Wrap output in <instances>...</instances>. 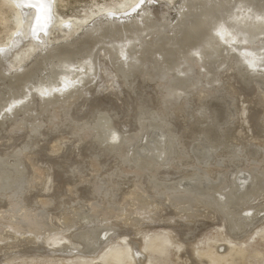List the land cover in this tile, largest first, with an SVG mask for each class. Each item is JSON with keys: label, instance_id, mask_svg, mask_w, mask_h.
I'll use <instances>...</instances> for the list:
<instances>
[{"label": "bare ground", "instance_id": "6f19581e", "mask_svg": "<svg viewBox=\"0 0 264 264\" xmlns=\"http://www.w3.org/2000/svg\"><path fill=\"white\" fill-rule=\"evenodd\" d=\"M10 1L14 4V6L18 11L19 24L17 29L12 34V38L9 40V42L6 45H4L5 48L3 49L0 47L1 48L0 64L1 61L4 60L3 56L5 52L3 53V50L9 49L10 50L8 53L9 55L11 54V52L13 53L15 49H20V46L18 47L15 46L17 45V43L24 41L27 35H28V39L32 44L35 43L39 45L41 43L45 45L46 44L45 38L46 37L48 38L47 29L49 28L50 24L58 25L61 29V32H69L72 26L74 25V22L71 20L68 21L61 18L58 19V17L57 19L55 18L56 20L55 19L53 20V16H56L53 8L54 0H10ZM142 3L149 4L150 2L149 0H139V2L136 3L132 8V12L127 14L122 19L116 18L117 16L108 14L107 11H103L100 13L99 16H95L93 17L92 20H89L88 23L82 21V28L80 32L74 33L73 36H71L70 38L62 39L60 41H56L55 43H48L44 47H42V49L32 54L31 55L32 59L29 64H26L25 66L20 67L19 69H17L16 67H14L13 64H11L10 69L4 71L0 70V114L2 112H7L9 118L15 120L20 116V114H23L24 117L28 114L30 115L31 113L30 117L32 119V122L29 125V127L33 132L38 127L36 124V120L38 119L36 117L44 116L43 120L49 126L56 124L55 123L56 121L63 124V122L66 121V119L65 120H63L64 118L60 119V115L64 113L65 109L69 110L75 108V106L73 105L74 103L73 101L76 99L79 93H82L81 88L79 87L77 93V89H75V84H77L78 80L83 79L85 77V75L92 68L95 58L101 52L102 56L105 57L107 61V65L109 66V70H110V72L108 73L105 67H100L103 76L105 75V78L108 79L105 81L107 87L109 88L112 87L114 89L115 88L114 85H116L115 81L117 82L119 80H121V83L124 84L128 80L129 69H131V66H136L137 68L139 67L141 68V70H139L138 73L140 79H142L143 81L145 79L148 80L151 79L152 82H155L156 84L160 83L158 86L161 89L160 95L162 96L163 103L162 102L160 103L162 104V106L149 108L145 111V108H143V104L140 105L141 99H139V104H138V108H139L138 110L140 112L139 115L143 114V117L138 119L139 125H137L139 126L137 128H140L139 129L140 133L137 132L130 138H121L119 133L116 131V125L113 123V119L110 117V115L105 113L104 111L99 112V110L96 113H93V115L91 114L93 117L91 116L92 119L90 118L91 119L90 123L87 121L81 123H75L73 120H70L69 122L72 123H70L69 125L73 130L72 132L73 134H71V136L77 135L78 137V135H80L79 138L81 139L92 138L95 141L94 143H97L99 147L106 148L107 146L109 149L112 150L110 152L114 151L119 155L121 159L125 158L123 160L126 161V163L124 162L123 164L125 165V167L127 166V172L133 174L136 177H144V176L155 177L154 175L156 174L154 172L157 173L160 170V167L167 161V159L171 158L169 156L170 154H172L171 152H175L174 151L175 148L177 149V147L178 148L180 147L182 148V151H184L183 149L189 148L190 141L184 139L185 133L183 131H179V132L177 130L173 131L170 122L173 119L177 120L179 118L178 113H180V111L185 108L186 99L191 100V104H192L191 112L192 114L195 115V118H198V115L201 111L200 109H202L200 108V105L202 103L207 102V100L211 99L212 97H215V93H216L214 91V88L213 89L207 88L206 85L204 84V81L207 78L208 79H211L213 77H217V79L221 78L222 72H224L225 70L228 71L230 70L232 75L238 78L239 82L243 86L248 88L247 90H249L250 94H252L251 98L244 99V101L249 105H257L260 107V110L258 111V115H257L258 116L257 121L260 122V124L258 123L260 125L259 127L263 128L264 127V89L262 90L261 88L262 87L261 82L264 84V0H180L178 6L176 7L177 11L175 13L176 16H174V18L165 17V13H161L157 15L155 14L154 11H152L149 8L148 9L141 8ZM32 48L33 47H30L29 50H31ZM223 82H225L226 85H224L225 88L223 90L222 97L228 95H231L233 97L234 109L232 110V113L229 109L231 107L224 108L223 106H219L216 107L215 111L211 110L209 112H206L207 115L200 114L201 116L199 117V119H197L198 121H195L200 123L206 121L207 118H211V125H212L211 129H209L204 133L205 134L204 136L207 141L206 143L209 144V147L208 148L205 146L199 147L195 149V151H193L192 153L196 159L197 164L198 165L200 164L205 168L203 172L201 171L203 176L200 177L201 174H199L200 176H198V174H195L196 176L199 177V178L197 177V179L195 180H193L191 176L192 180L183 179L181 181L178 180V182L175 181V183L171 182L172 184L169 182L168 186L170 187L167 186L168 188L167 192L169 191L171 193L179 192V195L176 193L177 196H175L172 193V195L174 196L172 197L170 196L171 204H178L183 206L186 205L187 207L186 206L185 207L187 208L186 210L187 213H190V211H192L191 208L193 206L202 204L204 206H207L208 208L209 206H211L212 208L213 206L214 208L216 207L215 208L216 210L218 208V210H220L227 218H229L230 216L232 217L234 214L235 219L233 220V222H232L233 217L230 218L231 222H228L229 220L227 218L226 221L228 220L227 223L229 224L231 223L230 225L231 229L228 228L229 231L231 232L230 234L234 235V238L236 237L240 238L243 236L244 233L245 234L248 233L249 230L258 223V221L262 218V216H264L263 215L264 209L258 208V206L261 205L262 203L259 202L256 203L258 198L263 197V196L261 197V195L264 193V158L262 161H259L258 165L256 164L258 161L255 163L257 165L256 168L249 169V171L242 170V172L240 170L241 173L238 172L239 174L236 177H234L236 168L235 170H232L231 168L232 171H230L228 170L229 168L225 166L228 168V169L226 168V170L230 172L226 177L227 179L225 180L222 178L219 181L215 180L216 182L215 181L212 182L210 181V177L217 174L216 172H218V170L220 169L217 168L219 166L215 164L213 165V161H214L213 158L217 154V151L219 152V150L229 149L231 146L237 144H240L241 147L244 148L248 143H250L251 145L255 144L256 146L261 145L260 147H262L264 146V141L259 140L258 139L259 136H258L255 139L252 138L253 142L252 141L246 142L249 141L248 138L244 142V140L236 137L237 135L236 136L234 134L230 135L231 133L228 126L227 128L229 132L226 133V131H223L225 132L224 134L217 130L218 131L217 133L216 131L217 124L227 123L230 119L235 125L236 124L238 125L239 123L242 124V122H244L243 120L246 112L245 108H240L238 104L239 101H237L238 99L235 98L236 97L235 94L237 95L238 93V88L234 85L235 83L233 84L232 82L228 81V79L227 81L225 80ZM130 86H131L130 88L131 91V89H133L132 88L133 85ZM90 88L91 86H89V89ZM140 88L143 89L142 86ZM89 89H87L86 91H89ZM155 91L156 89L154 90V92ZM183 91L188 92V97H184L183 98L184 101L179 100L182 98L181 96L177 100H174ZM34 101H36V105L30 106L29 104L31 102L32 104H34L35 103ZM172 102L174 104L170 105L169 103ZM17 107L20 110V111L18 110L19 113H16V111L12 110ZM125 109L129 110L128 105H126ZM246 119L247 118H245V120ZM213 126H215V128ZM50 128L51 127H49V129ZM54 129L56 128L54 127ZM136 130L137 129H135V131ZM197 132H199V129H197ZM193 135H196V133ZM113 136L116 137L115 140L113 139ZM195 138H197V136ZM141 140L143 141V143L142 144L140 143L141 144L140 148L134 153L132 152L133 154L131 155V157H129L130 161L131 159L135 161V162L133 161L134 163L132 164L136 163V165H134L136 169L133 172H130L129 169L130 163L127 162V155H126L128 152L126 150L127 149L126 144L129 145L132 143V141L141 142ZM241 142H244V144H241ZM26 145H28V142L27 144L24 143L22 147H19V149L18 148L14 149L13 151L14 160L12 159L13 161L10 164L6 163L7 169L0 170V193L4 195L9 193L10 191L14 192L15 190L13 191L12 188L14 189L16 187V186L14 187V185L18 184L21 181L20 180L21 177L24 175L25 168L23 167V164H21L22 162L20 157L23 156L24 153L26 154V152H24L26 151V149H28ZM253 147L254 146H252L251 148ZM239 150H241V148H239ZM242 151L244 152V150ZM262 153L264 154V152ZM217 156H219V153ZM26 158L29 160L31 167H33L35 165L34 164L35 161L32 160L31 156L30 158L28 156ZM184 159L187 160L186 158ZM226 160L229 161V159ZM258 160L261 159L258 158ZM95 162H96L95 160L94 161L91 160V164H90L91 168H93V172L98 170L97 162L96 163ZM237 162H239V160ZM223 163L224 162H222V164ZM245 167H247V165H245ZM110 170L111 169H109V171ZM152 173H154V175H152ZM225 173L227 174L228 172L226 171L224 172V174ZM196 176H194V178ZM214 177L216 178V176ZM107 179L108 181H110V178ZM151 179L152 178H150V180ZM155 179L153 178V181ZM218 179L220 178L218 177ZM98 180L100 179L97 178L94 181H98ZM98 187L93 185V191L97 193L99 189H101L100 187L99 188ZM162 187L163 185L161 184V187L159 188L161 189ZM110 191L112 190L110 189ZM100 194L97 198L101 197ZM137 194L135 195V198L134 197L132 198H134L133 200L137 202L136 205L138 206L140 218L135 219L133 222L134 224L138 223V221L141 222V220H145V219L148 220L149 214L147 212L149 210L147 211V209L151 208L152 206V205L150 206L149 201L143 198H139ZM104 195L102 197H104ZM152 196L154 197V194ZM160 196L162 195L160 194ZM160 196L157 195L158 198ZM163 196H165V194ZM7 199H8L7 201L10 202V205L13 207L14 206L13 203H15V199L13 197L11 198V196H8ZM19 200L21 201V197ZM99 200H101V198ZM16 202L18 203V201ZM48 203L49 201H44L41 203V205L43 207H47L49 205ZM118 204L119 203L116 202L115 209H112L111 211H106L107 208L106 209L104 208L105 210H103L99 206H92L91 212L90 210H88L90 212L89 214L90 218L96 219L99 217L102 219V221H106L107 219L109 220L113 218L115 211H117V213L118 211H124L123 210L124 207L122 208V210L119 207H118L119 209L116 208ZM168 204H170V201ZM100 205H101V201H100ZM11 206H9V209L11 208ZM123 206L125 205L123 204ZM70 210H72V208H70ZM196 210L192 211L194 215L197 214ZM17 211L19 212L20 210L17 209ZM32 211L24 209L22 214L21 215L19 214L20 216L16 217L17 216L16 213L18 212L10 209L9 211L10 215L8 216H10L11 218L13 217L15 223L10 222V220H12L10 219L5 227H8V230H10L11 233L13 234L14 233L20 234L21 232H23V235L24 234L29 235L36 242L43 240V237L46 234H48L49 237L47 238L46 244L49 247V249L57 250V247H60L61 245L63 246L62 249H66L65 242L69 241L68 234H63V238L58 239L56 237V234L62 232H60L58 228H54L52 222L49 221V217H47V215L44 212H41L39 214L35 212L36 213L35 214ZM77 213L79 214V212ZM125 213H129V212L125 211ZM89 215L87 216L82 215L77 219H74L73 216L69 217L67 215L68 217L66 216L64 218L63 216L64 218L62 219L63 222L62 221L60 222L62 223V225H64V228L65 227L67 228V230L70 229L72 230L74 228L75 231L77 229L75 227L76 223L79 222L80 220L82 221L85 220L86 222L88 220ZM117 216L119 217V215ZM130 216L132 217V214ZM15 218L17 219V222L15 221ZM150 219L151 218L149 217V220ZM152 219H154V217ZM99 224L100 223H98L97 225ZM85 225L86 224H84V226ZM0 227H4V226H0ZM85 230H88V227ZM90 230L92 229H89V231ZM97 230H95L96 232L94 235H92V233L90 234L87 233V231H84L82 233H80L81 232L80 231L79 236L75 234V236H78L80 238V241H82L81 243H83V245H86L84 246V248L87 247L88 249L87 253H89V251H91V253H94L95 250L96 249L98 250V248L102 244H104L108 239L107 237L104 239L105 237L104 232ZM107 230L108 229L106 228V231ZM75 236L73 237L75 238ZM3 242L4 239H2L1 237L0 243Z\"/></svg>", "mask_w": 264, "mask_h": 264}, {"label": "rangeland", "instance_id": "374dc122", "mask_svg": "<svg viewBox=\"0 0 264 264\" xmlns=\"http://www.w3.org/2000/svg\"><path fill=\"white\" fill-rule=\"evenodd\" d=\"M179 1L180 0H149L150 3L149 4L142 3L141 8H146V9L149 8L152 11H154L155 14L157 15L161 13H165V17L174 18V16H176L175 14L177 11L176 7L178 6ZM53 2H54L53 8L56 14V16H53V20L55 18L57 19V17L58 19L61 18L68 21L71 20L74 22V25L72 26L69 32H61V29L58 25L50 24L51 26L49 25V28L47 29L48 38L47 37L45 38L46 44L55 43L56 41L70 38L71 36H73L74 33L76 32L78 33L81 31L82 21L88 23L89 20H92L93 17L95 16H99L100 13L103 11H107L108 14L117 16L116 18L122 19L127 14L132 12V8L136 3L139 2V0H54ZM18 24H19V15L14 4L10 0H0V47L1 48L3 49L5 48L4 45H6L9 42V40L12 38V34L17 29ZM42 45L43 44L41 43L39 45L35 43L32 44L28 39V35H27L24 41L17 43V45L15 46V47L20 46V49H15V51H13V53L11 52V54L9 55H8L10 51L9 49L3 50V53L5 52L3 56L4 60L1 61L0 70L4 71L10 69L11 64H13L14 67H16L17 69L25 66L26 64H29L32 59L31 55L36 53L37 51L42 49V47L45 46ZM30 47L33 48L29 50ZM19 50L21 53L19 52ZM107 66H108L107 61L100 52L95 58L93 62V66L89 70V72L85 75L83 79L78 80L77 84H75V89H77V93L79 88H81L82 93H79L76 99L74 98L75 100L73 101L74 102L73 105L75 106V108L69 110L65 109L64 111V113L66 112L65 115L63 112H61L63 114L60 115V119L63 118H64L63 120L66 119V121L63 122V124L56 121L55 122L56 124L49 126L43 120L44 116L36 117L38 119L36 120V124L38 126L36 130L38 132L36 130L33 132L29 127V125L32 122V119L30 117L31 113L30 115L28 114L24 117L23 114H20V116L15 120L10 119L9 116L7 115V112H2L0 114V170L7 169L6 163L10 164L14 160V154H13L14 149L17 148L19 149V147H22L24 145V143L27 144L28 142V145H26L28 149L24 151L26 152V154L24 153L23 156L20 157L22 162L21 164H23V167L25 168L24 175L20 179L21 181L18 184L14 185V187L16 186L15 187L16 189L12 188L13 191L15 190L14 192L10 191L5 195L0 193V213H1L0 216H3L0 217L2 218L0 219L1 221L0 226H4V227H0V230L3 229L0 231V238L2 237V239H4V242L0 243V264H264V216H262V218L258 221V223L254 225L249 230L248 233L246 234L244 233L243 236L241 235L242 237L240 238L235 236L237 238L236 239L234 238V235L230 234L231 232L228 229V228L231 229L230 227L231 223L230 224L227 223L228 220H229L228 222H231L230 218L232 217H233L232 218V222H233V220L235 219L234 214L232 217L230 216L229 218H227L220 210H218V208L216 210L215 209L216 207L214 208L213 206L212 208L211 206H209L210 208L209 209L207 206L200 204L197 206H193L191 208L192 211L196 209L198 210V211L196 210L197 212V214H195L197 216L196 217L192 211L189 210L190 213L186 212L187 210L186 205L185 207L183 205L171 204V197L174 195L177 196V194L179 195V192H172L174 195H172L170 191L167 192L168 191L167 186L169 182L175 183V181L178 182V180L181 181L183 179L195 180L197 179L198 176H200L199 174H201L200 177L203 176L201 171L203 172L205 168L204 166L197 164L196 159L192 153L193 151H195V149L199 147H204V146L207 148L209 147V144L206 143L207 141L204 136L205 135L204 133L209 129H211L212 126L211 118H207L206 121L200 123L195 121H198L197 119H199V117L202 114L207 115L206 112H209L211 110L215 111L216 107L219 106H223L224 108L231 107L229 109L232 113V110L234 109L233 97L231 95H228L229 97L228 96L222 97V93L225 88L224 85H226L225 82L223 81L225 80L227 81L228 79V81L232 82L233 84L235 83L234 85L238 88V93L237 95L235 94L236 96L235 98L238 99L237 101H239L238 104L240 108H245L246 112L244 115V120H243L244 122H242V124L239 123L238 125L237 124L235 125L230 119L227 123L217 124L216 131L218 130L221 133L225 134V132L223 131H226L227 133L229 132L228 131L229 128L231 133V134L229 133L230 135L233 134L235 136L237 135L236 137L244 140V142L245 140H247V138L249 139V141L246 142H251V141L253 142V139L257 138L258 136H259L258 137L259 140L264 141L263 138L264 127L260 128L259 127L260 122L257 121L258 120L257 115H258V111L260 110V107L257 105H249L244 101V99L247 98L249 99L252 97V94H250L249 90H247L248 88L243 86L239 82L238 78L232 75L230 70L229 71L225 70L224 72H222L221 78L218 79L217 77H213L211 79L207 78L204 81V84L209 89L214 88V91L216 93H215V97H212L211 99L207 100V102L202 103L200 105V108L202 109H200L201 111L198 115V118H195V115L192 114L191 112V106H192L191 100L186 99L185 108L181 110L180 113H178L179 118L177 120L173 119L170 122L173 131L177 130L178 132L183 131L185 133L186 136L184 135V139L190 141L189 148L183 149L184 151H182V148L180 147L179 148L177 147L178 150L175 148L176 149V150L174 149L175 152H171L172 154H170L169 156L171 158L167 159V161L164 163L165 165L163 164L161 166L162 168L160 167V170L157 173L154 172L156 175L152 173V175H154L155 177H151V176L136 177L133 174L127 172V166L125 167V165L123 164L124 162L126 163V161L123 160L125 158L121 159L116 152L114 151L110 152L112 150L109 149L107 146L106 148L99 147L97 143H94L95 141L92 138L81 139L79 138L80 135H78V137L77 135L71 136V134H73L72 133L73 130L69 125L70 123H72L69 122L70 120H73L75 123H81L85 121L90 123L92 119L91 116L93 115V113H96L99 110V112L104 111L105 113L110 115V117L113 119V123L116 125V131L119 133L121 138H130L135 133L139 132L140 128H137L139 127L137 126L139 125L138 119L143 117V114L139 115L140 113L138 110L139 99H141L140 105L143 104V108H145V111L149 108L162 106L160 102L163 103V99L162 96L160 95L161 89L158 86L160 83L156 84L155 82H152L151 79L150 80L145 79L144 81L140 79L138 73L139 70H141V68L139 67L137 68L136 66H131V69H129L128 80L124 84L121 83V80L117 82L115 81L116 85H114L115 88L113 89L112 87L111 88L107 87L105 81L108 79L105 78V75L103 76V73L100 70V67H105L107 69V72L109 73L110 72L109 66L108 67ZM148 81L151 82L149 83ZM155 84L157 85L158 88L156 87ZM261 84L262 87L261 86L260 87L263 90L264 84L262 82ZM130 85H133L132 87L133 89H131V91H130L131 88ZM89 86H91L90 89ZM141 86L143 87V89L140 88ZM87 89H89V91H86ZM155 89L156 91L154 92ZM180 96L182 98L179 100L182 101L184 97H188V92L186 91L181 92V94L174 100H177ZM34 102H33L34 104H32L31 102L29 105L30 106L36 105V101ZM169 104L173 105L174 103L172 102ZM126 105H128L129 110L125 109ZM12 110L16 111V113H19L18 107ZM245 118L247 119L245 120ZM49 127L51 128L49 129ZM54 127L56 129H54ZM213 127L215 128V126ZM196 128L199 129V132H197ZM135 129L137 130L135 131ZM195 133L196 135H193ZM196 136L197 138H195ZM76 138H78L79 140ZM133 142L134 141H132V143L129 145L126 144V148H127L126 150L128 152L127 154L125 153L127 155V162L131 164V166L129 164L130 172H133L136 169L134 166L136 165V163L132 164L135 161L132 159L130 161L129 157H131V155L135 151H137L140 148L141 144L143 143L142 140L141 142L139 141H135L134 143ZM244 142H241V144H244ZM249 144L250 143H248L244 148H242L240 144H237L234 145L235 148L234 146H231L232 148L230 147L229 149L219 150V152L217 151V154L216 155L214 154L215 157L213 158L214 160L213 165L215 164L219 166L217 168L218 169L220 168L221 170L219 169L218 172H216L217 174L220 173L219 175L215 174L211 176L210 181L212 182H214L215 180L219 181L222 178L226 180L227 179L226 177L230 173L228 170L232 171L235 170V168H236L235 171L236 174L234 173V177H236L239 173H241L242 170L249 171V169L256 168L259 161H262L264 158V154L262 153L264 152V146L260 147L261 145L256 146L255 144L253 145L251 144L249 145ZM252 146L254 147L251 148ZM238 147L241 148V150H239ZM242 150H244L245 154ZM218 153L219 156H217ZM29 155L31 156L32 160L35 161L34 162L35 165L33 167H31L29 160L26 158L27 156L30 158ZM191 155L193 156V159ZM237 157L239 162H237L238 161ZM179 158L181 161L179 160ZM184 158H186L187 160H185ZM217 158L220 160H218ZM258 158H260L261 160H258ZM188 159H190L191 161ZM226 159H229V161ZM91 160L93 161L95 160L97 162L98 165L97 171L93 172V168H91L90 165ZM222 162H224L226 165L224 163L222 164ZM232 163L234 167L232 166ZM240 165H243L244 167ZM245 165H247V167H245ZM225 166H227L229 169ZM226 168L228 170H226ZM109 169L111 170L109 171ZM226 171L228 173L224 174V172ZM109 173H112L113 175ZM195 174H198V176H196ZM194 176L196 177L194 178ZM214 176H216V178ZM145 177L147 178L149 177V178L147 179ZM218 177L220 179H218ZM97 178L100 180L94 181ZM107 178H110V181H108ZM150 178L152 179L150 180ZM153 178L156 179L153 181ZM159 178L161 179V181ZM92 180L94 184L92 183ZM161 184L163 185V187L160 189L159 187H161ZM93 185L96 187L99 186L101 189H99V191L96 193L93 191ZM110 189L113 192L110 191ZM100 190L103 192H101ZM137 192L139 195L137 194ZM99 194L101 197L97 198ZM102 194L103 195L105 194L104 197H102L103 196ZM136 194L139 198H143L149 201L150 206L151 205L152 206L151 208L147 209V211L149 210L147 213L149 214V217L151 219L149 220L148 217V220L145 219V220H141V222L138 221V223H135L136 224L135 225L133 223L134 220L140 218L138 206L136 205L137 202L133 200ZM153 194L154 197L152 196ZM160 194L162 196L165 194V196L162 197L160 196ZM157 195H159L160 197L158 198ZM8 196H11V198L13 197L15 199V203H13L14 201L12 202L14 204L13 207L10 205V202L7 201ZM14 196L17 197L15 198ZM20 197H21V201L19 200ZM261 197L262 198H258L256 203L258 202L262 203L261 205L258 206V208L264 209V193L261 195ZM100 198L101 200H99ZM41 200L42 202L49 201L48 203L49 205L47 207H43L41 205L42 203ZM16 201H18V203ZM100 201H101V205H100ZM169 201L170 204H168ZM116 202L119 203L118 204L119 206L117 205L116 208L119 207L122 210V208L124 207L125 209L123 208L124 211H118V213L117 211H115L113 218L109 220L107 219L106 221H102V219L99 217L96 219L94 218L95 221L93 218H90L89 214L91 212L92 206H99L103 210L107 208L106 211H111L112 209H115ZM123 204L125 206H123ZM9 206H11L10 208L11 210H14L16 212H18L17 209L20 210L18 213H16L17 215V216L15 215L16 217H19L24 209L31 211L33 210L32 212L33 213L36 212L37 214L44 212L47 215V217H49V221L52 222L54 228H58L59 231L62 232L56 234V237L58 239H62L63 234H68L69 241L65 242L66 249H62L63 248L62 245L60 247H57V250L49 249V247L46 244L47 238L49 237L48 234H46L43 237V240L36 242L29 235L26 234L23 235V232H21L20 234L11 233V231L8 230V227H5L10 219H12L10 220V222L15 223L14 218L8 216L10 215ZM126 206L127 207L129 206L128 207L129 210L127 209ZM70 208H72V210H70ZM88 210H90V212ZM125 211H128L129 213H125ZM77 212H79V214ZM131 214L132 217L130 216ZM134 214L136 215V217ZM67 215L69 217H72L74 215L73 216L74 219H77L82 215L83 216L89 215V217L86 222L85 220L84 221L80 220L81 223L80 221L77 222L75 225L77 229L75 228L76 230L74 231V228L72 230L71 229L67 230V228L66 227L64 228V225H62V223L60 222ZM117 215H119V217ZM121 215H123L124 217ZM153 217L154 219H152ZM226 218L228 219L227 221ZM15 221L17 222L16 218ZM88 222H91L92 224ZM95 223L97 224L100 223V224L97 225ZM112 223L114 224L115 227L113 226ZM84 224L86 225L84 226ZM87 227L88 230H85L87 229ZM94 227L95 230L98 229L97 231L104 232V236H105L104 239L106 237L108 239L99 248L97 247L98 250L96 249L94 253H91V251L87 253L88 252L87 247H85L86 249L84 248V246L86 245H83V243H81L82 241H80V238L78 236L80 233L84 231H87V233L89 234L92 233V235H94L96 232L94 230ZM106 228L108 229L107 231ZM89 229L92 230L89 231ZM75 234L78 236H75ZM25 236L28 237L29 239L26 238ZM73 236H75V238Z\"/></svg>", "mask_w": 264, "mask_h": 264}, {"label": "snow or ice", "instance_id": "6c2138e0", "mask_svg": "<svg viewBox=\"0 0 264 264\" xmlns=\"http://www.w3.org/2000/svg\"><path fill=\"white\" fill-rule=\"evenodd\" d=\"M113 139L115 140V139H116V137H115V136H113Z\"/></svg>", "mask_w": 264, "mask_h": 264}]
</instances>
